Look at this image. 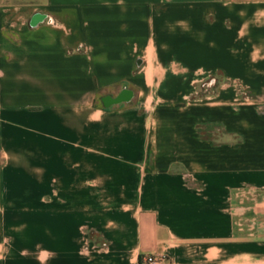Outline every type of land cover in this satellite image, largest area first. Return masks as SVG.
Listing matches in <instances>:
<instances>
[{
	"label": "crops",
	"instance_id": "obj_1",
	"mask_svg": "<svg viewBox=\"0 0 264 264\" xmlns=\"http://www.w3.org/2000/svg\"><path fill=\"white\" fill-rule=\"evenodd\" d=\"M151 255L264 264V0L1 2L0 264Z\"/></svg>",
	"mask_w": 264,
	"mask_h": 264
},
{
	"label": "water",
	"instance_id": "obj_2",
	"mask_svg": "<svg viewBox=\"0 0 264 264\" xmlns=\"http://www.w3.org/2000/svg\"><path fill=\"white\" fill-rule=\"evenodd\" d=\"M134 98V92L129 89H124L118 96H105L102 98V103L105 108L130 103Z\"/></svg>",
	"mask_w": 264,
	"mask_h": 264
},
{
	"label": "built area",
	"instance_id": "obj_3",
	"mask_svg": "<svg viewBox=\"0 0 264 264\" xmlns=\"http://www.w3.org/2000/svg\"><path fill=\"white\" fill-rule=\"evenodd\" d=\"M164 256L151 255L143 258L142 264H164Z\"/></svg>",
	"mask_w": 264,
	"mask_h": 264
},
{
	"label": "rangeland",
	"instance_id": "obj_4",
	"mask_svg": "<svg viewBox=\"0 0 264 264\" xmlns=\"http://www.w3.org/2000/svg\"><path fill=\"white\" fill-rule=\"evenodd\" d=\"M3 1H22V0H0V3Z\"/></svg>",
	"mask_w": 264,
	"mask_h": 264
}]
</instances>
